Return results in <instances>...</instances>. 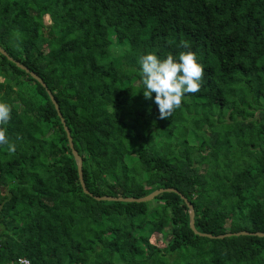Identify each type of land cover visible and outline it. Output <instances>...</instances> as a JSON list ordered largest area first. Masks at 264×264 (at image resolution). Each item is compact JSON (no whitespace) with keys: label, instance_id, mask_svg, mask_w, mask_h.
I'll use <instances>...</instances> for the list:
<instances>
[{"label":"trees","instance_id":"16d2710c","mask_svg":"<svg viewBox=\"0 0 264 264\" xmlns=\"http://www.w3.org/2000/svg\"><path fill=\"white\" fill-rule=\"evenodd\" d=\"M185 44L202 90L159 119L138 59ZM0 46L53 94L88 190L45 87L0 54L17 144L0 146V264H264V236L225 235L264 232V0H0ZM167 187L198 231L224 236L195 234L173 191L93 198ZM65 217L78 253L60 237ZM167 228V246L150 242Z\"/></svg>","mask_w":264,"mask_h":264},{"label":"clouds","instance_id":"9594fccd","mask_svg":"<svg viewBox=\"0 0 264 264\" xmlns=\"http://www.w3.org/2000/svg\"><path fill=\"white\" fill-rule=\"evenodd\" d=\"M177 54L160 56L155 51L143 54L138 59L140 80L145 99L158 106L159 119H166L182 106L184 98L202 90L205 66L197 51L186 44ZM13 105L0 101V146H6L9 155L17 150L16 142L9 138L7 125L12 119ZM17 137L16 140H19Z\"/></svg>","mask_w":264,"mask_h":264},{"label":"water","instance_id":"95a60500","mask_svg":"<svg viewBox=\"0 0 264 264\" xmlns=\"http://www.w3.org/2000/svg\"><path fill=\"white\" fill-rule=\"evenodd\" d=\"M0 54L5 55L9 60L13 61L16 64V66H18L20 69H23L25 72L29 73L32 78H34L35 80H37L38 82H40L41 85L45 87L47 93L50 96V99H51L52 103L55 106V109L57 111V114L60 117L61 123L63 124L64 130L66 132V136H67V139H68L69 147L71 149V153H72L73 158H74V160L76 162V165H77L78 178H79L80 184L82 186V189H83V191L85 193H88V190L86 189L85 183H84V180H83V174H82V157L74 149L73 142H72V137L70 135V131H69L68 127L65 124V119L62 117V114L60 113L59 106H58L57 101L55 100L53 94L47 88L45 82L35 72L30 71L26 66H24L23 64H21L19 61L14 60L11 56L8 55V53L6 52V50L3 49L1 46H0ZM164 191H173V192H176L184 200V202H185V204H186V206L188 208V213H189V226H190V228L193 230V232L195 234H198L200 236L209 237V238H221V237L224 236V235H212V234H209V233H203V232L198 231L195 228V224H194V208H193V205L188 201V199L183 194H181L174 187L158 188V189L153 190L149 194L144 195V196H140V197L93 196V198L96 199V200H109V201L118 200V201H126V202H132V201H134V202H143V201H148V200L153 199L155 196H157L158 194H160V193H162ZM231 234H234V235L253 234V235H258V236H264V232H258V231H256V232L239 231V232L226 233L225 235H228L229 236Z\"/></svg>","mask_w":264,"mask_h":264},{"label":"rangeland","instance_id":"374dc122","mask_svg":"<svg viewBox=\"0 0 264 264\" xmlns=\"http://www.w3.org/2000/svg\"><path fill=\"white\" fill-rule=\"evenodd\" d=\"M142 53V48H140V50L138 51V55L140 56ZM6 76L3 73H0V83L4 80ZM13 84V83H11ZM48 131H44V134H47ZM136 157L132 154H129L126 156V160L128 162H131L132 160H134ZM9 176H11V178H13V176L10 174ZM2 191H5V189L3 187H1ZM59 223V227H60V233H61V238L64 242H66V246L68 248V250L71 253H78V251H80L79 246L76 244L75 241H73L70 236H69V219L67 217L59 219L57 221ZM167 233L165 234H161V233H154L152 234V236L150 237V242L152 244H154L157 247H164L167 246L170 241H171V235H170V231L169 228H167ZM133 237V236H132ZM129 238L127 240H125L124 242V248L128 251V253L131 255L132 254V242L133 239ZM112 249V247H110ZM50 256V255H49ZM125 264H147V262L145 260H139V261H131V262H127Z\"/></svg>","mask_w":264,"mask_h":264},{"label":"built area","instance_id":"2783aa9c","mask_svg":"<svg viewBox=\"0 0 264 264\" xmlns=\"http://www.w3.org/2000/svg\"><path fill=\"white\" fill-rule=\"evenodd\" d=\"M15 264H30V260L26 257H20Z\"/></svg>","mask_w":264,"mask_h":264}]
</instances>
